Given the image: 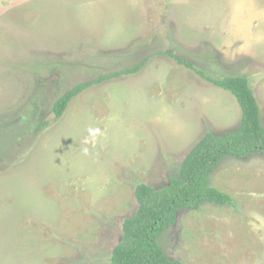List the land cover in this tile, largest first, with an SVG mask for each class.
I'll use <instances>...</instances> for the list:
<instances>
[{
	"label": "rangeland",
	"instance_id": "rangeland-1",
	"mask_svg": "<svg viewBox=\"0 0 264 264\" xmlns=\"http://www.w3.org/2000/svg\"><path fill=\"white\" fill-rule=\"evenodd\" d=\"M70 1L0 0V264H111L137 184L169 183L208 131L238 128L236 97L164 52L247 77L264 124V0H171L134 22L122 1ZM144 59L54 116L68 89ZM210 185L233 203L179 211L168 257L264 264V155L226 158Z\"/></svg>",
	"mask_w": 264,
	"mask_h": 264
},
{
	"label": "trees",
	"instance_id": "trees-1",
	"mask_svg": "<svg viewBox=\"0 0 264 264\" xmlns=\"http://www.w3.org/2000/svg\"><path fill=\"white\" fill-rule=\"evenodd\" d=\"M164 53L176 58L180 64L186 65L208 82L230 91L242 109L241 121L234 131H208L187 154L178 175L172 177L169 183L159 187L146 183L137 184L135 196L138 209L123 222L122 237L112 250L111 264H179V261L168 257L160 243L163 233L177 221L179 211L197 210L204 203H233L230 194L210 185L212 173L228 157L247 159L255 154L264 155L261 106L249 79L237 75L215 78L191 61L176 57L171 52ZM147 61L148 59H144L133 66L101 75L68 89L54 103V116L60 118L70 101L94 83L138 73Z\"/></svg>",
	"mask_w": 264,
	"mask_h": 264
},
{
	"label": "crops",
	"instance_id": "crops-1",
	"mask_svg": "<svg viewBox=\"0 0 264 264\" xmlns=\"http://www.w3.org/2000/svg\"><path fill=\"white\" fill-rule=\"evenodd\" d=\"M93 1L94 0H72V1H70L71 2L70 4H72V7H76V6H78V3H92ZM115 1H119V2L122 1V3H121L122 7L125 6V7L131 8V14L132 15H130V16H132V18L129 20L131 22H134L135 17L137 15L134 13H135V11H137V13L139 14L140 13V7L142 5H144L145 7L148 8V7H150L149 5H155V6L158 4L163 5L165 3H168V1H171V0H101V3H104L105 5H107V4H110L111 2H115ZM125 12H126L125 10H122V14ZM121 19L122 18H120L119 20H121ZM137 19H138V17H137ZM137 21H139V20H136V22Z\"/></svg>",
	"mask_w": 264,
	"mask_h": 264
}]
</instances>
